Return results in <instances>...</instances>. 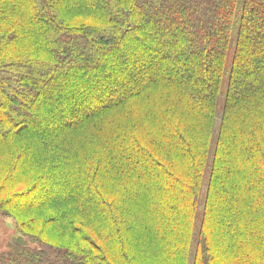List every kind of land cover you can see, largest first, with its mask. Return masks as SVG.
<instances>
[{"label":"trees","instance_id":"1","mask_svg":"<svg viewBox=\"0 0 264 264\" xmlns=\"http://www.w3.org/2000/svg\"><path fill=\"white\" fill-rule=\"evenodd\" d=\"M0 211L1 264H264V0H0Z\"/></svg>","mask_w":264,"mask_h":264},{"label":"rangeland","instance_id":"2","mask_svg":"<svg viewBox=\"0 0 264 264\" xmlns=\"http://www.w3.org/2000/svg\"><path fill=\"white\" fill-rule=\"evenodd\" d=\"M230 60H231V55H229V62ZM227 80L228 78L225 76L224 81H223L224 87H226L227 85ZM224 94H225V90L222 91L220 94V99H219L220 100V107H219L220 110L223 105ZM40 164H42V161L40 162V160H37L30 166L37 167V165L40 166ZM208 176L209 175L206 173L204 179L208 178ZM206 190H207V180L205 181L204 187L201 190V195H200V200H199L200 217L203 215V211H204L203 209H204V199L206 195ZM200 224H201L200 220L195 222V229L197 227H200ZM18 236H19V232L17 229V224L15 222V219L12 218L11 216H8L4 212L0 211V264L3 263L5 259L7 258L10 243L13 241L15 237H18ZM196 237H198V231L195 234V238Z\"/></svg>","mask_w":264,"mask_h":264}]
</instances>
